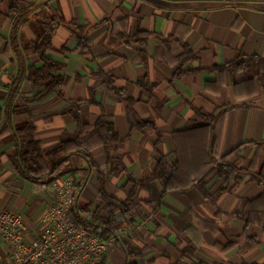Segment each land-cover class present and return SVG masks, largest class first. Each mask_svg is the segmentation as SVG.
<instances>
[{
  "label": "crops",
  "instance_id": "1",
  "mask_svg": "<svg viewBox=\"0 0 264 264\" xmlns=\"http://www.w3.org/2000/svg\"><path fill=\"white\" fill-rule=\"evenodd\" d=\"M9 1L0 0V213L20 215L37 233L53 195L15 169L17 131L32 126L51 167L78 131L74 105L86 126L105 116L120 140H87L67 154L71 209L93 222L104 193L127 204L130 219L110 215L116 228L145 222L110 246L105 264H264V199L255 200L264 198V81L219 69L239 56L264 59V0H17L27 5L17 28ZM41 14L59 23L45 56L68 77L61 95L27 78L42 64L25 49ZM75 26L85 27L83 46ZM237 148L226 159L234 172L218 175L220 158ZM161 155L171 166L181 157L198 176L164 192L157 180L136 185Z\"/></svg>",
  "mask_w": 264,
  "mask_h": 264
},
{
  "label": "trees",
  "instance_id": "2",
  "mask_svg": "<svg viewBox=\"0 0 264 264\" xmlns=\"http://www.w3.org/2000/svg\"><path fill=\"white\" fill-rule=\"evenodd\" d=\"M27 7L26 3H20L17 0L9 1V13L10 16H14V28H17L18 25L22 22H25L24 19L26 12H23L22 9ZM29 10L32 9L28 8ZM19 11V13L17 12ZM17 12V13H16ZM38 26L37 36L35 40L26 43L25 46L27 50L32 51L38 55L39 60L42 64L38 67H31L28 70V79L32 81L34 86H45L48 91H56L58 95H61V90L65 86L68 81V77L58 73L62 67L61 64L54 62L50 58L45 56V51L49 48V43L52 35L54 34L55 28L59 24L56 18L52 16H48L47 14H41V17L35 21ZM75 30L79 33V45L83 46L86 42V33L85 27L77 28L75 26ZM141 35H139V38ZM219 69L227 70L229 72L234 71H243L247 75V79H253L257 77L259 80L264 81V59L258 57H243L239 56L235 58L232 62H229ZM105 83L108 85L110 91L117 93L118 91L113 88V84L111 80L106 79ZM264 83V82H263ZM11 97V95L9 96ZM72 116L74 120H76L78 124V131L76 135L72 139H68L62 142L61 144V152L64 154L63 158L54 163L51 167L47 165L44 157L41 153L38 142L32 138V126L29 124L23 125L17 131V142H16V151L12 155V162L17 170L18 174L25 179L32 181L35 184H46L52 180L61 178L65 173L66 169L63 166V163L67 160V154L76 149H84L86 150L85 144L87 140H92L93 144L100 143L104 144L107 142H118L120 139L113 131L112 124L109 120L106 119L105 116L101 115L100 118L95 122L92 126H86L80 121V117L78 115L77 106L72 107ZM206 125L212 126L216 123V117L212 115L205 116ZM131 130L133 129H142L143 124L130 122ZM91 133L89 137L85 140L84 137ZM216 138L214 136L212 143L215 145ZM210 149L212 150V146L210 144ZM239 148L234 149L230 153L224 155L220 158L219 163L217 164V174L223 176L231 175L234 170L233 166L227 163V156L233 152H237ZM111 162V161H110ZM182 159L178 156L176 162L171 166L167 163L165 156H159L157 159L156 168L152 171L150 176L145 180L134 181L136 185L145 186L147 183L157 180L162 183V191H167L172 188H178L187 185L190 183L192 178L198 176L191 172L189 167H185L181 165ZM212 164V158L209 161H204L203 165L207 168ZM99 172V171H98ZM103 183V179H101ZM76 184L74 181L72 198L75 194ZM263 196L257 197L256 201H263ZM250 202V204H252ZM119 210L122 215L128 220L129 213L126 202L117 201L113 198L106 196L102 193V200L93 214V222H89L83 219L78 211L75 209H71L72 219L77 225H82L88 231L94 233L96 228L101 226L104 229L105 234H110L117 227V223L113 217H111V213L115 210ZM247 213V212H246ZM260 215L256 212L252 215L251 212H248L247 219L250 221L260 222ZM133 227L134 224L131 223L129 225ZM106 255L102 256V260L99 264H105ZM129 264H135L134 262Z\"/></svg>",
  "mask_w": 264,
  "mask_h": 264
},
{
  "label": "built area",
  "instance_id": "3",
  "mask_svg": "<svg viewBox=\"0 0 264 264\" xmlns=\"http://www.w3.org/2000/svg\"><path fill=\"white\" fill-rule=\"evenodd\" d=\"M52 193L38 219V230L31 235L22 217L11 211L0 213V264H99L110 246L127 239L144 227L121 226L110 234L103 227L94 233L77 225L71 216L74 179L70 176L39 184Z\"/></svg>",
  "mask_w": 264,
  "mask_h": 264
}]
</instances>
